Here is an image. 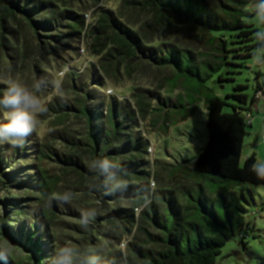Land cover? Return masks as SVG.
Returning <instances> with one entry per match:
<instances>
[{"label":"trees","instance_id":"16d2710c","mask_svg":"<svg viewBox=\"0 0 264 264\" xmlns=\"http://www.w3.org/2000/svg\"><path fill=\"white\" fill-rule=\"evenodd\" d=\"M119 1L114 9L106 0H0V52L10 49L9 35L19 40L20 30L29 32L38 44L26 46L23 59L42 56L33 63L38 81H48L43 64L53 45L78 51L84 46L92 59L83 73H67L66 90L45 105L41 117L50 125L47 135L35 130L22 146L0 144V234L27 254L28 264H53L65 246L90 250L98 264H219L229 237L207 223L209 217L225 227L214 209L203 203L207 217L190 220L181 209L171 227L162 222L164 205L151 190L159 175L151 170L142 123L155 118L153 126L175 125L173 116L185 121L203 97L209 138L195 157L193 175L219 182L218 190L264 187V179L252 171L256 155L242 164L250 112L259 95L264 96L262 70L255 72L253 97L244 92L248 85L233 87L227 98L235 103L219 98L212 86L236 82L253 58L259 30L246 18L255 16L249 8L256 0ZM10 58L20 59L18 54ZM142 67L170 71L169 94L179 87L184 93L173 104L144 87H134L127 98L106 94L108 85L132 79ZM3 94L0 89V98ZM6 119L0 109V123ZM95 158L118 165L113 171L118 170L125 186L90 190V184L106 179L90 171ZM65 192L71 193L69 201L54 198ZM75 198L88 208H78ZM92 209L96 215L87 228L66 219H82V212ZM63 232L75 237L63 240ZM124 237L131 239L122 251ZM3 257L0 252V264H24Z\"/></svg>","mask_w":264,"mask_h":264},{"label":"rangeland","instance_id":"374dc122","mask_svg":"<svg viewBox=\"0 0 264 264\" xmlns=\"http://www.w3.org/2000/svg\"><path fill=\"white\" fill-rule=\"evenodd\" d=\"M256 2L257 0L249 8L251 12H253V6ZM104 3L116 9L120 1L106 0ZM246 20L252 23L255 28H258L259 31H264V25L258 23L255 16L246 18ZM18 38L19 40L9 35L8 45L10 49L0 52V89L5 92L9 86V81L15 80L38 95L44 106L54 98H58L66 90V87L63 89L62 86L65 84L64 78L67 73L73 71L78 74L83 73L92 62V59L87 57L84 46L78 51L65 46L53 45L50 47L49 53L45 54L47 65L43 64L48 81H43L44 85L37 92L35 84L38 79L33 63L40 60L42 56L40 54L37 56L28 54L26 56L29 58L25 60L23 56L26 53V46L35 48L38 41L26 30H20ZM14 54L19 55V61L10 58ZM246 66V69H243L240 75L235 76L236 82L216 86L212 84L219 98L235 103L228 99L227 95L233 93V87L239 84L248 85L249 88L244 92L250 97L254 96L255 72L261 69L264 74V67H258L253 58L246 62ZM170 76V71L142 67L134 74L132 79L122 80L115 86L108 85L105 92L107 95L114 94L127 98L134 87H144L159 91L164 98H171L173 104L176 102L177 97L184 93V90L179 87L173 94H169ZM260 82L264 83V79L260 78ZM90 88L94 87L90 84ZM259 96L260 99L254 104L250 112L252 114V125L248 127L249 134L245 140L242 164L253 154L256 155L257 164H264V96ZM196 106L197 110L194 115L185 121L181 117H171L173 120L178 121L175 125L167 123L164 126L159 123L153 126L157 120L155 118L142 123L144 137L150 143L151 170L153 174L156 172L159 175V182L152 180L151 190L157 191L156 202L164 205V208L160 211L164 214L162 222L171 227L176 219L175 215H179L181 209L184 211L182 214H188H185L184 218L190 220L197 216L200 218L207 217V214L202 211L203 203H205L208 208L218 212V217L224 222L225 227L213 222L209 217H207V223L209 222L216 229L219 228L218 230H222L229 237L222 255L217 259L218 263L259 264L260 260L264 259V187L242 186L233 187L229 190H218L222 186L219 182L200 179L193 175L192 169L195 157L198 151L207 144L209 138L205 99L200 97ZM227 109L232 110L230 107H227ZM42 114L37 115L38 123L35 129L39 136H45L50 131L49 123L42 121ZM79 125L77 121L73 124L77 130L81 129ZM9 186L12 187V185ZM10 190L14 198L19 197L18 191ZM251 192L254 193L253 199ZM0 198H2V194ZM225 198L228 202L225 201ZM75 201L79 202L78 208L81 210L88 208V204L86 205L80 198H75ZM95 204L101 203L97 202ZM171 204L175 206L174 210H172ZM142 209L137 210L138 215ZM189 213L194 214L190 215ZM3 214L4 211L0 206V222ZM177 217L180 218V215ZM66 219L71 220V222H81L82 220L72 217ZM12 220H15V218H12ZM3 222L5 221L3 220ZM13 229H16V225L13 226ZM63 234L66 236L63 240H66L69 236L75 237V235L68 232H63ZM124 238L122 245L119 247L122 251H125L126 245L131 239V237L130 239ZM0 252L13 261L20 260L24 264H28L27 254L16 243L11 242L1 234Z\"/></svg>","mask_w":264,"mask_h":264},{"label":"clouds","instance_id":"9594fccd","mask_svg":"<svg viewBox=\"0 0 264 264\" xmlns=\"http://www.w3.org/2000/svg\"><path fill=\"white\" fill-rule=\"evenodd\" d=\"M253 11L256 21L264 25V0H257L253 6ZM255 38L258 46L253 59L258 67H264V31H257ZM43 83V81H38L35 84L37 92L42 88ZM0 109L7 113V119L0 123V144L8 143L14 147L24 144L37 127V115L47 111L38 95L15 80L9 81L7 90L0 98ZM89 169L97 177L106 176L105 180L90 184V190L98 191L104 188L106 191H111L125 186L118 170L113 171V169H118V165L107 158L93 159L89 162ZM252 171L256 173L258 178L264 179V164L253 165ZM108 184L111 187H106ZM54 198L69 201L71 193L54 194ZM95 215V209L83 212L82 227L87 228ZM98 259L90 250L81 252L79 249L65 246L56 252L53 264H98Z\"/></svg>","mask_w":264,"mask_h":264}]
</instances>
